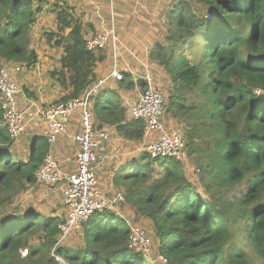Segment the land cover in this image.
Wrapping results in <instances>:
<instances>
[{
	"label": "trees",
	"instance_id": "trees-1",
	"mask_svg": "<svg viewBox=\"0 0 264 264\" xmlns=\"http://www.w3.org/2000/svg\"><path fill=\"white\" fill-rule=\"evenodd\" d=\"M32 2L0 0V66L35 63L30 32L41 1ZM194 4L211 13L198 18ZM168 15L165 40H156L149 57L170 76L166 111L185 121L182 137L188 154L198 157L209 198L184 175L181 160L151 159L146 150L116 182L128 180L125 198L152 220L158 251L170 264H264V0H179ZM55 18L60 31L48 38L57 35L55 43L63 45L60 67L69 74L68 97H76L95 79L105 53L86 48L82 26L66 9ZM56 72L62 73L51 74ZM122 75L116 82L123 89L145 84ZM105 89L92 106L96 124L115 125L126 138L140 139L142 123L127 122L128 109L116 90ZM13 141L1 126L0 110V190L34 183L49 149L36 135L26 161L15 160L7 152ZM226 189H235V196L223 197ZM57 223L55 215L35 210L0 216V264L59 263L49 255L61 242ZM82 227L81 246L60 243L52 252L64 264H149L127 249L130 229L114 211L93 214ZM35 234L42 235L31 244Z\"/></svg>",
	"mask_w": 264,
	"mask_h": 264
},
{
	"label": "rangeland",
	"instance_id": "rangeland-1",
	"mask_svg": "<svg viewBox=\"0 0 264 264\" xmlns=\"http://www.w3.org/2000/svg\"><path fill=\"white\" fill-rule=\"evenodd\" d=\"M32 3L41 1V11L36 16L35 23L32 26L30 35V46L36 51L37 62L27 65L26 63L10 61L3 62L1 67L7 68L11 80L19 89V98L26 97L29 101L24 102V106L37 107L39 105H47L57 100L73 98L68 97L71 93L69 86V74L66 69L61 66V53L63 45H57L55 40L57 35L51 32L58 33L60 30L55 25V17L60 9H66L67 13L78 22L84 32V40L91 35L108 34V44L103 48L95 49L98 52H107L109 61L116 64L117 53L121 51V57L133 68L134 77L143 80L145 84L141 87L136 86L129 93V101L137 97L146 87L152 86L158 89L163 96V120L166 123L169 121V131H175L183 135L185 129V122L180 118L171 116L170 112L166 111L167 97L173 89L170 76L160 62L150 59L149 50L159 41L163 42L167 35V20L168 13L179 0H31ZM91 6V7H90ZM98 6V7H97ZM192 13L196 16L204 18L207 16V9L202 8L198 4L192 6ZM70 30L68 29V32ZM157 40V41H156ZM163 40V41H162ZM62 44V43H61ZM113 44L115 48L112 50ZM94 50V51H95ZM116 50V55H115ZM120 53V52H119ZM119 55V54H118ZM133 59L132 62L129 59ZM117 66V65H116ZM112 68V66H111ZM110 68V69H111ZM18 69V70H17ZM109 70V69H107ZM52 71H62L61 74L57 72L52 75ZM149 78V79H148ZM104 86V85H103ZM101 87V89L103 88ZM138 90H137V89ZM100 89V91H101ZM138 91L137 93H135ZM17 104H19V99ZM64 99V100H65ZM197 99H195L196 101ZM23 101V99H21ZM128 101V102H129ZM92 102V106L94 104ZM130 104V103H129ZM21 106L22 105H18ZM91 106V111L93 113ZM168 119V120H167ZM44 122L41 119H36L25 127L19 138L13 141L10 149H7L12 155V159L26 161L28 158L29 147L31 143V136L40 135V129L43 130ZM2 126V125H1ZM167 126V124H166ZM28 129H30V136L26 138ZM42 135V134H41ZM114 138L108 140L109 147L120 143L115 138L121 136L125 139V135L114 133ZM155 135H149L148 139H153ZM27 139V140H26ZM107 142V144H108ZM106 144V151H107ZM121 144V143H120ZM141 146L139 154L144 153V143L141 140L128 141L127 146L130 145ZM133 145V146H134ZM138 152V150H137ZM140 156V155H139ZM198 158V157H197ZM193 153L188 154L185 146L183 157L180 159L184 175L188 180L195 183L200 195L208 199V193L204 191L203 184L207 181L203 174L201 164L197 162ZM101 159V158H100ZM105 159V158H104ZM43 163V161H42ZM41 163V164H42ZM103 164V159L100 165ZM155 167V166H154ZM99 168L96 167V175ZM118 176L114 177L117 190L123 194V202L116 207L114 213L123 217L129 229L132 226L142 227L148 234L150 239V258L147 262L157 264L156 260L160 252L158 251V241L154 236L153 222L139 209H136L131 202L127 201L126 184L128 180L116 182ZM35 182L25 184L21 188H14L9 190H0V216H16L23 215L27 211L35 210L43 215H55L58 222L63 219L65 207L63 206L62 190L64 188V181H56L53 183L38 181L34 176ZM222 196L226 198H233L236 192L235 189H226L220 191ZM235 192V193H234ZM217 195L215 200H217ZM75 229L70 232L60 243L63 247L75 249L81 246L83 230ZM240 234V233H239ZM42 234H35L31 239V244H37ZM42 239V238H41ZM58 243L53 245L49 251L52 261H56L53 256V250ZM58 244V245H59ZM20 256L26 255V249H20ZM59 259L60 256H58ZM57 264H64V260H58ZM64 262V263H63ZM251 264H261L260 260L253 259Z\"/></svg>",
	"mask_w": 264,
	"mask_h": 264
},
{
	"label": "built area",
	"instance_id": "built-area-1",
	"mask_svg": "<svg viewBox=\"0 0 264 264\" xmlns=\"http://www.w3.org/2000/svg\"><path fill=\"white\" fill-rule=\"evenodd\" d=\"M85 44L88 50L103 48L108 44V34L91 35L85 40ZM114 48L115 44L112 50ZM9 71L7 68H0L1 125L5 127L10 139L16 140L25 127L36 119L44 122L42 136L48 143L49 149L44 155L43 163L35 170L34 176L38 181L53 183L63 180L65 183L62 190L65 213L63 219L57 223L59 242L73 230L80 229L93 214L114 211L124 200L121 192L106 196L99 187L95 170L105 158L106 144L111 134L107 127L96 124L91 111L92 102L107 79L111 77L114 80H121L123 75L118 71L116 64H113L109 74L88 84L79 96L57 100L47 105L37 107L26 105L20 108L17 104L20 91L11 80ZM74 114L77 115L78 124L73 134V140L77 144L75 169L64 173L50 148L67 132ZM162 114L163 96L158 89L148 86L128 107L127 122L140 121L142 132L146 137L155 135L145 146L151 159L169 157L180 160L185 148L184 139L180 133L166 129ZM126 247L134 253L142 254L145 260H149L150 239L142 227L135 225L130 228ZM54 258L60 260L57 256ZM156 262L170 264L169 259L162 254L158 255Z\"/></svg>",
	"mask_w": 264,
	"mask_h": 264
},
{
	"label": "crops",
	"instance_id": "crops-1",
	"mask_svg": "<svg viewBox=\"0 0 264 264\" xmlns=\"http://www.w3.org/2000/svg\"><path fill=\"white\" fill-rule=\"evenodd\" d=\"M119 52L117 53V56H116L117 59L119 57V61L116 63L118 71L121 73L122 72L128 73L131 76L132 80L136 82V80L138 78L134 77L133 68L129 67V64L127 62H125L124 59H122L121 51H119ZM61 56H62V53H61ZM129 60H131L132 62H135L131 58ZM109 61H110L109 55H107V52H105L104 60L100 63H96V66L94 68V72L96 74V77L93 81H95L97 78H99L101 76H105V75L109 74L110 68H111V66H113V64L110 63L111 61L110 62ZM36 62H37V59H36L35 63ZM107 69H109V70H107ZM104 89L107 90V92L116 90L118 97L122 100V103L125 105L126 109H128V107L137 98L136 97L135 99H133L131 101L127 100L129 93L131 94V91H129L127 89H123L122 87H119L117 85L116 80H114L111 77H109L107 79V81L104 84L101 91ZM137 92L138 91H136L135 93H137ZM136 95L138 96V94H136ZM18 98H19V94L17 96V100H18ZM21 99H23V101H21ZM21 99L19 100L18 105H22L21 107H23L25 105L24 102H28L29 100L26 97L21 98ZM166 124H167L166 129L169 131V129H171L168 127V125H170L169 121H167L165 123V125ZM101 125H103L104 127H107L109 129L110 134H111V137H110L111 139L114 138L112 136L114 133H118L115 125H111V124H101ZM42 127H43V125H42ZM77 128H78L77 115L74 114L73 117L71 118V122L68 126L67 132L64 133L63 135H61L58 138L57 142L54 143V145H52L50 148L54 158L57 160V162L59 164L60 169L64 173L71 172L75 169V154L77 151V144L73 140V134L76 132ZM40 130H41L40 131V135H41L42 129H40ZM30 133H31L30 129H28L27 136H26L27 139L30 136ZM40 135H38V136H40ZM33 137H34V135H32L30 139H33ZM111 139H109V142ZM115 139L118 140L121 144L117 143V144L109 147V142H108V144H107L108 147H107L105 159L103 160V164L98 165V168H99V171L97 174L98 184H99L100 189L102 190V192L106 196H111L114 193L118 192L117 188L119 186H116L114 177L124 174L126 169L129 168L130 165L133 163V160H136L139 158V155H140L139 150H141V149H139V148H141V146L137 147L134 144H133L134 146L133 145H130V146L126 145L128 141H133L135 139H125L121 136H117ZM136 140L139 142V140H141V138L136 139ZM149 141L150 140L148 139V137H146L144 134H142V142L145 144L143 149H145V146H146L147 142H149ZM137 150H138V152H137Z\"/></svg>",
	"mask_w": 264,
	"mask_h": 264
}]
</instances>
